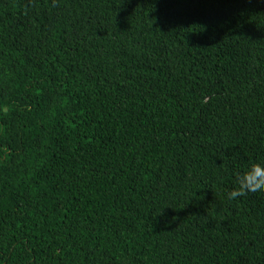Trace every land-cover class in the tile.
I'll list each match as a JSON object with an SVG mask.
<instances>
[{"label": "trees", "instance_id": "16d2710c", "mask_svg": "<svg viewBox=\"0 0 264 264\" xmlns=\"http://www.w3.org/2000/svg\"><path fill=\"white\" fill-rule=\"evenodd\" d=\"M264 0H0V264H264Z\"/></svg>", "mask_w": 264, "mask_h": 264}, {"label": "clouds", "instance_id": "9594fccd", "mask_svg": "<svg viewBox=\"0 0 264 264\" xmlns=\"http://www.w3.org/2000/svg\"><path fill=\"white\" fill-rule=\"evenodd\" d=\"M239 188L230 193V198L252 194L264 196V163H254L237 178Z\"/></svg>", "mask_w": 264, "mask_h": 264}]
</instances>
